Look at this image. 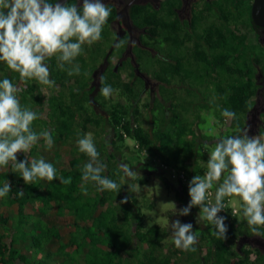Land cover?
I'll list each match as a JSON object with an SVG mask.
<instances>
[{"label":"trees","instance_id":"trees-1","mask_svg":"<svg viewBox=\"0 0 264 264\" xmlns=\"http://www.w3.org/2000/svg\"><path fill=\"white\" fill-rule=\"evenodd\" d=\"M252 3L253 0H215L202 7L196 4L189 25L174 16L181 0H167L163 4L166 17L150 3H133L128 9L132 23L138 28L147 26L150 32L146 37V43L150 45L148 50L136 43L139 46L136 66H130L127 59L115 69L111 60H118L114 55L122 58L123 47L116 45L108 51L109 46L99 39L94 45H83V52L74 61L80 66L79 75L69 76V65L60 69L55 56L47 61L55 86L46 96L39 91L43 86L35 81L24 82L25 87L18 95L22 105L37 111L38 118L32 122L35 131L51 128L54 141L68 144L90 131V126L100 129L105 125L109 129L111 139L103 140L97 150L107 164L105 174L116 180L121 190L119 193L98 192L89 182L86 185L88 194L80 191V169L88 157L77 151L76 144L71 148L68 164L58 167L54 164L59 177L71 178L69 183L54 179L25 184L10 167L0 168V184L8 180L12 188L7 196L0 198V228H3L0 231V264H33L28 246L25 249L19 247L20 240L30 237L32 247L41 251L46 244L61 239L60 227L49 225L41 218L35 219L33 213L27 211V207L37 203L43 204V213L51 210L49 205L54 203L59 215L64 209L73 214L76 229L71 232L70 239L81 236L88 240L85 264H264V253L258 248L234 247L241 233H254L240 212L227 226L225 237L211 234L209 230L213 226L207 221H197L198 205L193 206L187 216L176 212L190 199V179L207 170L205 162L210 137L201 133V122L205 123L203 111L213 112L217 124L228 123L221 136L241 134L236 129L243 130L252 98L260 87L256 74L264 73V44L256 35L259 27L252 18ZM107 7L111 12L101 36L109 34V23L116 16L114 7ZM221 22L226 25L222 27ZM238 22L246 30L239 29V24L233 27ZM251 32L255 40L250 38ZM163 44L168 50L164 54L161 51ZM161 55L168 60H163ZM101 63L105 66L99 88L95 90L96 84H91L92 76ZM143 75L157 80L159 85L157 94L141 103L146 85ZM0 76L19 81V74L3 64H0ZM105 85L111 86L118 97L106 98L101 92ZM92 100L100 104L107 115L91 107ZM223 108L234 111L237 118L226 120L221 116ZM126 137L134 138L136 142L137 164L142 162L141 154H149L179 183L175 193L182 205L166 212L167 226L154 223L146 227L145 214L138 206L137 196L129 194L121 184L124 174L119 165L123 153L121 151L119 155L118 152L123 147L129 148L123 143ZM38 145H34L28 154L18 152V160L25 159ZM61 157L62 152L56 150L52 163L59 162ZM152 171L168 187L172 186L164 172ZM132 182L146 184L149 176H136ZM18 190H23L24 195L17 196ZM126 196L127 201L121 203ZM176 219L193 224L198 239L192 250H182L172 243L171 222ZM31 222L35 225L26 230L25 226ZM81 229L83 233L79 234L77 231ZM257 234L264 235V226H260ZM45 262L46 259L36 261L37 264Z\"/></svg>","mask_w":264,"mask_h":264},{"label":"clouds","instance_id":"clouds-1","mask_svg":"<svg viewBox=\"0 0 264 264\" xmlns=\"http://www.w3.org/2000/svg\"><path fill=\"white\" fill-rule=\"evenodd\" d=\"M110 12L105 0H76L71 4L62 0H0V64L19 74V81L0 76V168L10 167L25 184L54 179L69 183L71 178L59 177L53 163L43 156L27 155L18 160V152L28 154L34 145L51 148L54 143L53 129H33L37 111L22 105L18 93L23 91L24 82L30 80L45 86L39 91L45 96L48 94L55 86L47 63L53 56L60 69L70 66L67 68L69 76L79 75L80 66L74 61L83 52V45L90 46L101 38ZM101 92L106 98L114 94L109 85ZM221 116L226 120L237 118V114L228 108L221 110ZM236 130L241 134L221 136L216 140L209 152L207 170L188 182L190 199L187 205L176 209L180 216H187L193 206L198 205L197 221H207L213 226L210 233L217 237H225L227 232L226 217L218 215L225 209L226 197L239 198L240 215L252 232L259 233L260 226H264V134L250 136L246 129L237 127ZM75 143L77 151L88 157L80 169V191L87 195L86 185L92 182L98 192L119 193L121 185L105 174L107 164L100 158L92 133L78 136ZM119 167L124 176L130 178L129 192L138 193L140 185L131 182L136 178V171L127 163H121ZM214 184V202L208 199L205 203L212 195L209 190ZM11 189L8 180L0 184V198L7 196ZM16 195L23 196L24 191L18 190ZM127 199L124 197L121 203ZM232 215H236L234 209ZM171 229L175 247L192 250L198 239L193 224L176 219L171 222Z\"/></svg>","mask_w":264,"mask_h":264},{"label":"rangeland","instance_id":"rangeland-1","mask_svg":"<svg viewBox=\"0 0 264 264\" xmlns=\"http://www.w3.org/2000/svg\"><path fill=\"white\" fill-rule=\"evenodd\" d=\"M220 25L222 27L225 26V24H220ZM237 25L240 27L239 29H241L242 31L246 30V27L241 26L240 22L234 23L233 27L237 26ZM139 32L140 31H137V33L136 32H134V33L137 35ZM250 38L252 40L256 39V37H254L253 32H251ZM263 38H264V33H261V39H263ZM100 40H102V39L100 38ZM104 44L111 47V45L108 41L104 42ZM138 47L139 46H137V48ZM163 48H164V46L162 47V50H161L163 52L162 54L167 53L168 50L166 48L165 49H163ZM133 55L136 57V55H137L136 49L133 50ZM99 71H100V68H98L95 72H93L95 74V76H94L95 79L93 82L91 81V84L97 83L96 77L98 79ZM257 73L259 74V72H257ZM143 77L146 78V85H145L143 92L141 94V103L144 100H147V99L149 100L152 95L157 94L158 85H159V82L157 80H155L151 77H148L146 75H143ZM43 87H45V86H43ZM204 93H205V91H204ZM94 95H95V93L92 94L91 98H93ZM112 97L117 98L118 94L115 93L112 95ZM252 99H253L252 100L253 101L252 106L254 105V107H257V109L264 106V99H261L258 96H254ZM91 107H93L96 111H98L104 115H107V113L105 112V109L100 104H98L97 102H94V100H92ZM256 113H257L256 110L255 111L253 110L250 112V114L248 116L249 122H247V116L245 119L246 122L244 125V130L245 129L248 130L250 136L264 134V115L261 113L260 115L257 116L258 119L256 120L255 119ZM202 115L205 118V123L201 122L202 129H203V131H201V133L203 132V133L209 134V137H210L207 140V149H208L207 156L209 158V152L214 148L216 140L219 139V137H221V132L225 131L226 127L228 126V123H225L223 125L217 124V118L213 115V112H211V111L205 110V111H203ZM254 121H255V123H254ZM86 133H92V138H93V141H94L96 147L101 145L103 140H105V141L110 140L112 137L109 129L105 125H102V127L100 129H97V128L95 129L94 126H92V127L90 126V131H88ZM75 141H76V139L73 140L72 143H68V144H64L63 142L54 141L51 148H43L40 145H38L37 149L35 148L36 150H34V152H32L30 155L33 158H39L40 156H43L46 160L52 162V160L54 159L55 151L59 150L62 152V157L60 158L59 162H54L53 165L56 164L57 167H58V165L59 166H65L66 164H68L69 159L72 156L71 148L73 145L76 144ZM123 143L125 145H128L129 148L123 147L122 150L121 149L119 150V152H118L119 155H121L120 154L121 151L123 153V160L121 163H127L129 165V167L133 168L136 171V176H142V177L149 176V182L146 184H141V183L135 182L134 184L140 185V189L138 190V193L129 192L128 184L130 182V178H128L126 176L122 177L121 178V184L125 185L126 191L129 194L133 193L134 195L137 196L138 206L140 205V207L142 208V210L145 214L146 227H150L154 223L159 224L162 227L167 226L169 224V217L167 216L166 212H168L170 209H175L177 206L181 207V205H182V204H180V202L176 196V193H175V187L178 186V184H179L178 181L170 176V172L167 169H164L162 167V165L158 164L159 161L154 162L152 160V157L149 154H141L140 159L142 162L138 163V164L135 163V164L131 165L130 164L131 162L137 160L135 158L137 155V152L135 149L136 142H135L134 138L126 137ZM109 146L111 147L110 144H109ZM111 149H113V148L111 147ZM205 163H207V161ZM155 169H157L159 172L165 173V175L169 178V180L171 182V185H172L171 187H168L166 182L162 178L155 176V174H154L155 172L152 171ZM216 183L218 184L219 181ZM231 202L233 203V205L238 210L241 211V209H240L241 201L239 200L238 197H236V196L231 197ZM7 214L10 215L9 212ZM200 221L203 222V220H200ZM45 222L50 225V221H45ZM77 232L79 234H82L83 230L81 229ZM239 237L240 236H238L237 238H239ZM78 239H82L81 236H79ZM243 242H244V240H242V241L240 240V242H239V240L235 241V243H237V245H235L236 246L235 248L239 249V247L241 245H243ZM74 255H76V252Z\"/></svg>","mask_w":264,"mask_h":264},{"label":"flooded vegetation","instance_id":"flooded-vegetation-1","mask_svg":"<svg viewBox=\"0 0 264 264\" xmlns=\"http://www.w3.org/2000/svg\"><path fill=\"white\" fill-rule=\"evenodd\" d=\"M68 3H75L76 0H65L64 2ZM182 4L180 7L176 8V13L174 16H178V18L180 19V21L182 23H185L186 21L189 22L191 21L192 18V14H193V10L195 8V5L198 4L199 7H202L206 2H213L215 0H181ZM167 2V0H105V4L106 6H113L116 12V16L110 21L109 23V34L107 36H101V39L103 42H109L111 47H109L107 50L111 51L112 48H114V46L118 45L120 47H123V56L122 58H120V56L114 55L117 57L118 60H111L112 61V65H114L115 69L117 68L118 65H122V62H124L125 60L129 59V65L130 66H136L137 64V57H134L133 54V50L136 49L137 50V44L139 43L141 45V48L143 50H148L150 45H148V43H146V37L150 36L149 35V28L147 26H143L141 28L136 27L131 20V16H130V12L128 11L129 7L133 4V3H140V4H152L155 7H157L159 10L162 11L163 16L166 17V11H164V7L163 4ZM80 4L77 5V7H79ZM167 19V18H166ZM221 24H225V22H221ZM259 27V30L257 32V36L258 39L264 44V38L261 39V33H264V28L263 27ZM137 31H140L137 35L134 33ZM192 31V30H191ZM140 35H142V38H140ZM137 37V38H136ZM141 39V40H140ZM98 41V40H97ZM126 41V42H125ZM125 42V45H123V43ZM96 43V42H95ZM94 43V44H95ZM121 45H120V44ZM92 44V45H94ZM164 46V44H163ZM164 49V48H163ZM163 60H168L166 59L164 56H160ZM91 58V57H90ZM107 58V57H106ZM104 64H100V71L98 74V78L100 73H102V67ZM95 72V71H94ZM94 76L95 74L93 73L92 76V82L94 81ZM256 78L257 81L260 85L257 93L255 96L260 97L261 99H264V73L263 72H259V74H256ZM96 80L98 81L97 77ZM96 81V82H97ZM92 96V94H91ZM257 111L256 115H255V119H258V115H260L261 113L264 115V106L260 107L259 109H257V107H254V105L251 107V109L248 111L247 113V122H249L248 116L250 114L251 111ZM255 123V121H254ZM255 125V124H254ZM244 130V127H243ZM241 212V211H240ZM242 217V215H241ZM243 218V217H242ZM240 242V240H244L243 245H249L255 248H258L262 253H264V235H259V234H247V233H241L239 238H236V241ZM235 245H237V243H235ZM241 245V246H243ZM240 246V247H241ZM236 247V246H234Z\"/></svg>","mask_w":264,"mask_h":264},{"label":"crops","instance_id":"crops-1","mask_svg":"<svg viewBox=\"0 0 264 264\" xmlns=\"http://www.w3.org/2000/svg\"><path fill=\"white\" fill-rule=\"evenodd\" d=\"M49 206L51 210L47 213L42 212V208L44 207L42 203H37L33 207H27V211L32 212L35 219L41 218L42 220L50 221V225H57L60 227L61 239L46 244L41 251H38L32 247L31 239L28 237L26 240L19 241V247L25 249L24 247L28 246L29 256L33 264H37L36 261L43 259L47 261L45 264H85V256L89 250L87 247L88 240L70 239L71 232L76 229L73 214L67 209H64L62 214L59 215L57 213L58 207L54 203H51ZM34 225L35 223L31 222L25 226V229L30 230ZM2 230L3 228H0V231ZM71 240H74V242ZM104 249L108 250L106 246H104ZM75 252L76 255H74Z\"/></svg>","mask_w":264,"mask_h":264},{"label":"water","instance_id":"water-1","mask_svg":"<svg viewBox=\"0 0 264 264\" xmlns=\"http://www.w3.org/2000/svg\"><path fill=\"white\" fill-rule=\"evenodd\" d=\"M64 1L65 0H62V2H64ZM252 18H253V21L257 25H259V26L264 28V0H253V3H252ZM102 70H103V67H102ZM100 77H101V73H100L98 81L96 83L95 90H97L99 88Z\"/></svg>","mask_w":264,"mask_h":264},{"label":"built area","instance_id":"built-area-1","mask_svg":"<svg viewBox=\"0 0 264 264\" xmlns=\"http://www.w3.org/2000/svg\"><path fill=\"white\" fill-rule=\"evenodd\" d=\"M180 177L182 179H184L185 181L187 180L183 174H181ZM215 187H216V184H214L213 188L209 190L212 193V195L207 197V199H206L207 202H208V199H211L214 202ZM206 196H207V194H206ZM224 202H225V209H222L221 212L218 213V215H223L226 217L225 223L228 226L229 222H230V218H232V210L234 209L235 212H237L238 209L231 202V197L230 198L226 197Z\"/></svg>","mask_w":264,"mask_h":264},{"label":"bare ground","instance_id":"bare-ground-1","mask_svg":"<svg viewBox=\"0 0 264 264\" xmlns=\"http://www.w3.org/2000/svg\"><path fill=\"white\" fill-rule=\"evenodd\" d=\"M251 14H252V9H251ZM254 23H255V22H254ZM255 24H256V23H255ZM256 25H257V24H256ZM258 26H259V25H258ZM260 27H261V26H260ZM106 59H107V58H106ZM136 146H137V145H136ZM239 212H240V210H238V211L236 212V214H238ZM233 218H234V216L232 215V218H230V222L233 221ZM230 222H229V223H230Z\"/></svg>","mask_w":264,"mask_h":264}]
</instances>
